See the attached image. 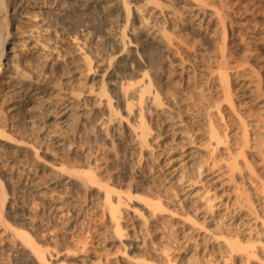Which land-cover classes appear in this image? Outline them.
Here are the masks:
<instances>
[{
  "label": "bare ground",
  "instance_id": "6f19581e",
  "mask_svg": "<svg viewBox=\"0 0 264 264\" xmlns=\"http://www.w3.org/2000/svg\"><path fill=\"white\" fill-rule=\"evenodd\" d=\"M7 1L2 0V3ZM101 1L109 4L108 14L114 12L117 5L124 13L129 11L126 0ZM15 2L14 15L19 24L37 28L40 20L35 14L38 13H28L30 10L23 3L24 0ZM195 9L197 13H205L201 5ZM34 32L30 31L22 40L10 43L8 48H5L4 42L0 44V54L6 55V68L0 73V174L8 187L16 190L17 187L29 185L37 192L48 193L72 187L85 194L99 188L104 195V209L108 212L111 230L121 242L123 252L112 257L99 254L97 264H264V180L259 179L247 160L248 153L254 147L250 144L246 125L241 119L235 117L240 122V128L236 126L237 132H242L239 136L225 128L221 115L222 105L211 104L208 110L206 108L204 116H200V124L203 125L201 132L198 128V132L193 134L185 129V122L181 120L183 110H180L177 102L172 98H165L163 102L158 91L151 90L149 84L143 85L136 92L140 94L134 95H138L141 101L146 100V113L153 127L150 121L147 123L143 120V114L138 108L126 107V116H119L108 94L105 77L102 79L101 93L77 88L81 86V81L90 78L92 72V63L84 51L82 40L75 38L69 41L68 45L73 49L71 57L64 50L46 46L38 37L35 38ZM118 42L126 46L123 37ZM68 64L73 65L70 81L59 80L57 76ZM219 80L231 104L233 95L228 79L220 75ZM68 83L76 85V90L74 87L69 88ZM121 94L125 99L130 94L133 96V92L129 91ZM96 96L98 102L94 116L98 131L106 135L113 130L115 136H118L117 146H123V159L118 162L115 160V163L110 162L106 151L100 156L81 151L71 144L62 131L73 123L78 113L86 111L89 100ZM231 107L234 108L233 104ZM39 116L43 117L45 124L55 128L51 146L60 155L55 156L54 161L65 164L69 157L80 155V168L87 170L76 171L64 165L55 168L42 162L40 155L47 154L48 149L42 141L46 130L36 132L33 129L35 119ZM114 164L120 168L117 173H112L110 168ZM91 166L93 171H88ZM109 169L112 174H107ZM47 171L50 176L45 180L43 173ZM126 171L140 179L138 183L131 184L133 191L137 193L147 185L148 190H151L143 196L134 197L137 203L142 204L146 214H140L136 226L130 229L131 234L123 233L121 219L125 208L134 201L133 197L118 194L103 184L104 179L102 182L105 172L108 179H119L126 175ZM239 181L250 186L255 202L241 189ZM156 182L158 187H155ZM5 193V187L1 184L0 228L5 225L4 213L12 211L22 213L16 215V220L31 229L36 228L41 222L38 208L16 206L14 202L7 201ZM53 195H49L51 198L46 206L53 214H62L63 198ZM6 229L9 230V226ZM11 231L10 236L7 232L0 234V243L9 244L8 247L11 246L12 252L21 257L24 264H56L59 260L51 252L46 253L48 250L43 251L41 246L38 247L30 235L16 228ZM98 237L96 242L99 245L102 238L101 235ZM180 237L182 241L185 239L187 246L183 247L177 242ZM166 240L172 244L167 251L164 249L157 253L151 249L153 243L159 245ZM126 248L144 254L132 257L126 253ZM76 252H79L78 255L69 256V260L76 264H95L85 253L86 246Z\"/></svg>",
  "mask_w": 264,
  "mask_h": 264
},
{
  "label": "rangeland",
  "instance_id": "374dc122",
  "mask_svg": "<svg viewBox=\"0 0 264 264\" xmlns=\"http://www.w3.org/2000/svg\"><path fill=\"white\" fill-rule=\"evenodd\" d=\"M126 1L129 6L128 13H124L117 5L114 12L108 14L109 4H103L101 0H86L87 3L76 0H24L23 3L28 5V11L30 10L28 13L32 12L31 15H34L37 12L38 15H35L40 20L37 28H31L17 21L14 15L17 3L15 0H8L5 3L0 0V44L4 42L5 48H8L10 43L22 40L25 34L35 31V38L38 37L37 39L42 40L46 46L64 50L73 57V49L69 46L71 40L75 38L82 40L84 51L92 63V72L87 81H81L80 87L75 86L82 90H93L98 94L101 93L102 79L105 77L108 82V94L119 116H126L128 109L126 107L138 108L143 114V120L152 123L151 127L153 122L146 113L148 111L146 100L141 101L138 95H134L143 88V85L149 84L151 90H157L163 102L165 98L176 101L180 110H183L181 120L185 122L184 127L191 133H197L198 128L201 132L202 117L211 104H221L225 128L240 136L241 130L237 132L240 122L235 117H239L246 125L248 139L252 148L254 147L250 151L251 155L248 153L247 160L259 179L264 180V0ZM200 5L205 8L204 14L197 13L195 9ZM122 37L126 43L125 47L118 42ZM0 50L1 53V45ZM5 64L6 55L0 58V73L5 70ZM68 66L65 65L60 71L57 76L59 80L70 81L73 65L68 64ZM220 75L228 79L230 92L233 95L231 103L233 109L229 99L225 97L227 95L220 83ZM82 83L85 84L82 86ZM68 85L69 88L75 89L73 84L68 83ZM123 91L133 92V96L130 94L125 99L121 94ZM97 99L96 96L89 100L86 109L88 111L78 113L73 123L62 130L64 133H60L67 136L73 146L89 152L92 156H100L105 151L108 152L110 162L115 163V160L118 162L123 159V146H117L118 136H115L113 130L106 135L98 131L94 116ZM34 123L33 129L36 132L46 130L42 141L48 152L40 155L43 163L55 168L64 165L76 171L87 170L80 168L82 166L80 155L69 157L65 164L55 162L54 157L59 154L51 146L52 132H55V128L45 124L41 116L37 117ZM110 168L113 172L109 169L107 174L117 173L120 169L115 164ZM91 170L93 171L92 166L88 171ZM126 172V175L119 179H108L105 172L102 182L104 179L103 184H107L118 194L133 197L134 201L125 208L121 219L123 233L131 234L130 229L136 226L140 214H146L142 204L137 203L134 197L143 196L151 190H148V185L146 188L143 185V189L137 193L133 191L131 184L138 183L140 179L137 175L132 174V176L130 171ZM49 176L50 172L43 173L45 180ZM0 181V186L2 184L5 187L7 201L14 202L16 206L38 208L39 221H41L39 225L42 224L31 229L15 219L21 212H5L6 216L3 215L5 228L4 226L0 228V234L7 232L6 234L10 236L11 230L15 228L25 232L38 247L44 249L43 251L48 250L46 253L51 252L54 258L59 259L56 264H76L69 260V256L78 255L79 252L76 251L83 246H86L85 253L92 261L94 260L95 264L102 255L109 254L112 257L123 252L120 248L121 242L111 230L112 224L107 210L104 209V195L99 188L85 194L72 187H65L56 189L55 194L43 191L44 194L29 185L17 187L16 190L10 189L1 174ZM239 183L245 194L250 195V199L255 202L250 186L241 181ZM155 187H158L157 182ZM51 194L56 198H63L62 214H53L47 208L46 202L51 198ZM0 203H2L1 197ZM8 226L9 230L6 229ZM98 235L102 238L99 245L96 242L99 239ZM182 239V237L177 238V242L183 247L187 246L185 239L183 241ZM169 245L172 246L166 240L159 245L153 243L151 249L161 253L164 249L166 251L170 249ZM8 246L9 244L4 242L0 243V264H24L21 257L12 252L11 246L10 248ZM126 249V253L132 257L144 254L132 248Z\"/></svg>",
  "mask_w": 264,
  "mask_h": 264
}]
</instances>
